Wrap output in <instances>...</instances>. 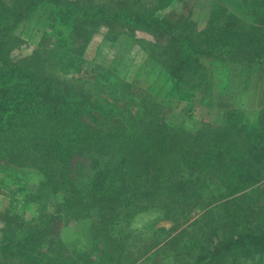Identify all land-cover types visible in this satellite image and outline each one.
Here are the masks:
<instances>
[{
    "label": "trees",
    "instance_id": "obj_1",
    "mask_svg": "<svg viewBox=\"0 0 264 264\" xmlns=\"http://www.w3.org/2000/svg\"><path fill=\"white\" fill-rule=\"evenodd\" d=\"M178 1L15 0L9 5L0 0V161L41 174L38 199L49 192L56 207L55 214L46 212V206L38 207V221L26 225L29 230L18 237L9 230L18 231L19 221L6 211L0 251L16 247L33 264H129L121 260L124 246L114 234L120 222L118 208H137L140 199L150 198L144 210L155 206L152 200L165 203V195L171 198L175 211L181 207L185 211L191 200L185 189L194 186L193 180L187 183L180 179L178 193L165 186L167 177L176 179L187 167H198L199 172L206 167L218 169L226 187L236 191L256 179L258 169L264 167V107L254 122L245 108L226 111L221 133L212 138L171 126L161 115L163 106L149 99L142 88L135 97H131L133 91L127 95L121 91L131 86L124 79L116 85L122 98L102 106V97L89 94L78 80H61L52 74L46 67L49 57L40 47L19 61L12 59L17 46L13 32L38 5L50 4L49 15L64 36L52 43V56H66L71 62L59 61L60 68L74 65L91 35L101 28L115 38L142 31L154 37V54L176 90L183 93L189 88L186 94L190 95L202 88L210 91L213 79L204 61L220 60L241 68L239 85L247 89H241L237 100L249 99L247 91H254V64L264 63V0H245L253 17L251 23L226 14L214 1L203 28L194 18V8L182 4L180 9L166 11ZM93 83L99 86L102 79L96 76ZM111 93L118 94L114 89ZM92 113L109 115L112 124H93ZM135 181L141 185L138 189L133 187ZM167 207L168 217L181 222L185 215L174 217V208ZM95 212L108 231L110 248L95 256L88 251L67 253L56 226L64 219L78 220ZM243 251L249 256L260 254L264 264V230L233 232L228 239H219L194 264L217 263Z\"/></svg>",
    "mask_w": 264,
    "mask_h": 264
},
{
    "label": "rangeland",
    "instance_id": "obj_2",
    "mask_svg": "<svg viewBox=\"0 0 264 264\" xmlns=\"http://www.w3.org/2000/svg\"><path fill=\"white\" fill-rule=\"evenodd\" d=\"M2 1L11 5L15 0ZM214 1L224 8L226 14H233L247 23L253 21L245 0H179L166 11L176 7L180 9L182 4L194 8V18L203 28L206 26ZM50 10V4H40L30 18L19 24L13 32L17 46L12 51V59L19 61L34 54L40 47L44 51L43 55L49 57L50 63H47L46 67L52 74L61 80L64 78L78 80V84L90 91L89 94L102 97L104 103H99L102 106L113 104L115 100L122 98V92L117 90L116 85L119 79H124L131 83V86L123 87L121 91L125 90L126 95L133 91L134 95L131 97H135L140 94L137 89L142 88L149 99H154L156 103L163 106L161 115H164L171 126L185 128L190 133H207V136L214 138L221 133L226 111L231 109L250 110L252 121L258 120L257 112L264 107V63L257 66L254 64L255 74L251 83L254 91H247L249 99L246 96V99L237 100L239 92L244 87H241L239 85L241 82L238 81L241 68L238 69L220 60H216L215 63L204 61L213 79L210 91L202 88L190 95L186 94L189 88H184L185 93L174 88L173 81L154 54L153 45H151L154 37L151 34L136 31L133 34L118 35L115 38V34H109L106 28H101L91 35L82 53V59H74L72 62L74 65L69 67L63 65L60 68L59 61L65 60L66 65L71 62L66 56L65 58L60 55L52 56L54 53L52 43L55 40H61L64 36L62 31L59 32L61 28L49 15ZM71 51L78 55L75 50ZM202 58L205 57L202 56ZM96 76L102 79V84L99 86L93 83ZM113 89L118 93L117 96L112 95ZM135 102V100L132 101V107ZM96 114L98 116L94 113L89 115L93 124L97 126L112 124L113 119L109 115ZM210 166H212L211 163ZM217 170L206 167L199 172L198 167L194 169L187 167L180 173V177L176 178L178 180H169L167 177L168 182L165 187L170 192L177 193L180 191L177 187L180 179L187 183L193 180L194 186H186L185 189L191 195L188 203L190 211L187 210L188 204L185 211L183 207L175 211L177 209L170 202L171 198L165 195H163L165 203L154 202L151 199V205L155 206L144 210L142 208L144 205H149L150 198L140 199L138 212L136 207L118 208L116 213L120 215V222L115 227L117 232L113 233L124 246L122 249L124 259L121 260H126L129 264H194L195 260L219 239H228L233 232L264 230V167L258 169L256 179L240 191H236L233 187L227 188L223 179L219 178ZM40 180L41 174L36 170L18 169L0 161V183L2 184L0 240H3L5 235L6 222L3 217L6 211L12 212L11 216L19 221L16 226L17 233H13L12 228L9 230L13 237L25 234L29 230L26 225L38 221L39 218L36 219L38 207L46 206V212L56 213L52 194L46 192L38 199L36 193L39 190ZM132 184L133 187L136 185L137 189L141 186L137 184V181ZM145 185L146 183L143 186ZM149 188L152 190V187ZM160 190L161 194H164L165 188ZM195 193L197 194L194 195ZM59 198L60 201L62 197ZM112 204V202L109 203V205ZM114 206H117L116 202ZM166 207L174 208L172 213L174 217L177 214L180 216V213L185 215L184 218L181 217V222L180 219L168 217ZM106 212L108 213L109 210ZM65 220L67 219L56 226V230L67 247V253L88 251L95 256L110 248V240L106 238L107 235L109 236L108 231L105 232L98 213L95 212L90 217L78 220ZM262 261L260 254L249 256L243 251L217 263L203 262L202 264H262ZM0 264H33V262L26 259L21 250L16 247H5L0 251Z\"/></svg>",
    "mask_w": 264,
    "mask_h": 264
}]
</instances>
